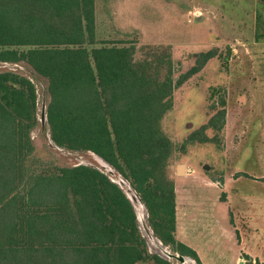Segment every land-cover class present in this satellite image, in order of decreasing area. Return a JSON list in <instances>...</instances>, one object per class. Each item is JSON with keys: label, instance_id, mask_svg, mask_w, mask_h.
<instances>
[{"label": "trees", "instance_id": "1", "mask_svg": "<svg viewBox=\"0 0 264 264\" xmlns=\"http://www.w3.org/2000/svg\"><path fill=\"white\" fill-rule=\"evenodd\" d=\"M257 16L256 39L264 41ZM94 30V0H0V62H23L47 81L53 144L107 162L139 196L153 235L201 264L175 239L169 168L180 149L161 126L173 89L214 53L200 54L199 65L173 84L167 47L145 46L141 60L132 46L88 50ZM36 100L29 79L0 72V264H174L148 251L130 202L101 171L76 165L27 172ZM224 116L220 111L181 148L207 144L203 132Z\"/></svg>", "mask_w": 264, "mask_h": 264}, {"label": "rangeland", "instance_id": "2", "mask_svg": "<svg viewBox=\"0 0 264 264\" xmlns=\"http://www.w3.org/2000/svg\"><path fill=\"white\" fill-rule=\"evenodd\" d=\"M257 15L264 19L260 0H94L95 43L86 44L88 50L132 46L135 60H141L143 47H167L173 84L199 65L200 54L214 53L197 74L173 89L161 126L180 149L169 168L173 183L183 165L191 178L205 180L197 178L182 190L190 214L188 240L205 264H234L240 250L264 263V44L256 39ZM6 71L26 77L36 90L37 125L29 134L34 152L27 172L88 165L106 173L91 152L50 144L46 122L39 121L49 101L47 81L23 62H0V72ZM222 110L223 122L203 132L210 138L207 144L196 141L181 148ZM142 218L147 229L140 223L138 228L148 251L162 255L149 235L146 213Z\"/></svg>", "mask_w": 264, "mask_h": 264}, {"label": "crops", "instance_id": "3", "mask_svg": "<svg viewBox=\"0 0 264 264\" xmlns=\"http://www.w3.org/2000/svg\"><path fill=\"white\" fill-rule=\"evenodd\" d=\"M262 43L264 44V41H259V44ZM188 166L183 165L182 169L183 172L181 174L176 175L173 177L175 179L174 181V192H175V239L192 250H194L199 258V261L201 264H205V262L202 261L201 256L199 254V251L197 249V245L192 244L188 240V235L186 232V224L189 221L190 214L187 213L186 208L184 207V195H183V188L187 186L189 182H192L194 180H203L204 178L198 177V176H193L192 178L190 177L188 173ZM179 171V167H178ZM198 178V179H197ZM205 181V180H203ZM208 184L215 185L214 183L211 182H206ZM232 225V224H231ZM230 225V226H231ZM229 226V227H230ZM232 227V226H231ZM236 231V228H232ZM228 233L231 234L230 231ZM245 257H248L249 259H245ZM234 264H264L262 261V258H257L254 259L251 257V254L246 251V250H240L239 254L235 256Z\"/></svg>", "mask_w": 264, "mask_h": 264}, {"label": "water", "instance_id": "4", "mask_svg": "<svg viewBox=\"0 0 264 264\" xmlns=\"http://www.w3.org/2000/svg\"><path fill=\"white\" fill-rule=\"evenodd\" d=\"M198 19H200V18H198ZM197 21V20H196ZM45 110L42 108V110H41V112H40V116H39V121H40V123H41V125H44V123L46 122V114H45ZM49 142H50V144L54 147V148H56V149H59V147H57V146H55L54 144H53V142L51 141V139H50V137H49ZM93 154V153H92ZM97 159H99L100 161H102V163L104 164V165H107L111 170L113 169L107 162H105L103 159H101L99 156H97V155H95V154H93ZM86 166H88V165H86ZM91 167V166H90ZM93 168H95V169H97V170H99L98 168H96V167H93ZM103 169V168H102ZM180 169H182V166H180V168H179V172H181V170ZM114 170V169H113ZM100 171V170H99ZM102 172V171H101ZM102 173H104L108 178H109V180L112 182V183H114V184H116L117 186H118V188L123 192V194L126 196V198L128 199V201L130 202V204H131V206H132V208H133V210H134V212H135V215H136V220H137V224H139V221H138V218H137V214H136V211H135V208H134V205H133V201H136L137 203H139L143 208H144V210H145V213H146V216L148 217V214H147V211H146V208H145V206H144V204L142 203V201L140 200V198H139V196L137 195V193L135 192V190L130 186V184L118 173V176L121 178V179H123L125 182H127V184H128V186H129V191L131 192V193H129V194H131V195H133V197L132 196H128L127 195V193L121 188V186H120V184L119 183H117L115 180H113V179H111L110 177H109V175L107 174V173H105V172H102ZM110 174H112V172L110 173ZM114 174V173H113ZM149 230V229H148ZM151 231V233L153 234V232H152V230H150ZM154 236V235H153ZM155 237V236H154ZM155 239H157L156 237H155ZM157 241H158V245L156 246L158 249H160V251H161V253H162V255L161 254H159V253H157V252H154L155 254H157V255H159L160 257H162L163 259H166L167 261H177L179 264H185V263H187L188 261H190L191 259L190 258H187V257H184V256H181V255H178L177 253H174V252H172L169 248H167L166 246H164L163 244H162V242L159 240V239H157ZM146 244H147V242H146ZM148 247V246H147ZM150 253H152V252H150ZM193 261V260H192Z\"/></svg>", "mask_w": 264, "mask_h": 264}, {"label": "bare ground", "instance_id": "5", "mask_svg": "<svg viewBox=\"0 0 264 264\" xmlns=\"http://www.w3.org/2000/svg\"><path fill=\"white\" fill-rule=\"evenodd\" d=\"M99 164L101 165V167L103 168V170L105 171L106 170V173L109 175V177L113 180H115L117 183L120 184L121 188L127 193L128 196H132L130 191H129V186L127 184V182H125L123 179H121L119 176L116 175V178H115V175L113 174V171L107 166V165H104L102 163V161H100L99 159H97ZM112 172V174H110ZM133 205H134V208H135V211H136V214H137V218H138V221L139 223L144 227V224H143V218H142V213H145V210L144 208L139 204L137 203L136 201H133ZM145 228V227H144ZM147 228H145V231H146ZM151 239H153L155 245L157 246L159 243L157 241V239H155V237L153 236V234H149ZM190 261H188L187 263H189ZM190 264V263H189Z\"/></svg>", "mask_w": 264, "mask_h": 264}]
</instances>
